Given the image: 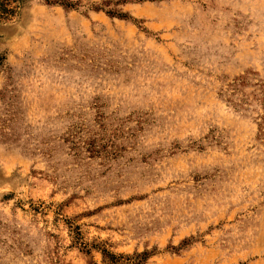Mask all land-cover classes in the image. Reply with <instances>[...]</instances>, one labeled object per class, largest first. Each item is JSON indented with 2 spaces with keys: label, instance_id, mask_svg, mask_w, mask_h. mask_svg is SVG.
<instances>
[{
  "label": "rangeland",
  "instance_id": "374dc122",
  "mask_svg": "<svg viewBox=\"0 0 264 264\" xmlns=\"http://www.w3.org/2000/svg\"><path fill=\"white\" fill-rule=\"evenodd\" d=\"M0 58V264H264V0H0Z\"/></svg>",
  "mask_w": 264,
  "mask_h": 264
},
{
  "label": "trees",
  "instance_id": "16d2710c",
  "mask_svg": "<svg viewBox=\"0 0 264 264\" xmlns=\"http://www.w3.org/2000/svg\"><path fill=\"white\" fill-rule=\"evenodd\" d=\"M0 64H1V58H0ZM106 253V252H105Z\"/></svg>",
  "mask_w": 264,
  "mask_h": 264
}]
</instances>
